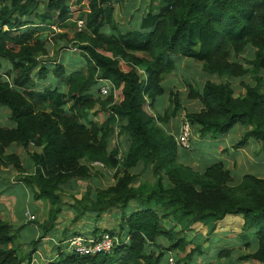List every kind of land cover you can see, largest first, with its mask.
<instances>
[{"label":"trees","instance_id":"trees-1","mask_svg":"<svg viewBox=\"0 0 264 264\" xmlns=\"http://www.w3.org/2000/svg\"><path fill=\"white\" fill-rule=\"evenodd\" d=\"M151 3L137 27L124 32L113 0H0V59L10 65L0 61V108L9 111L13 122L0 125V167L22 172L21 182L33 200L49 204L47 218L37 222L41 239L58 232L66 206L75 221L94 216L97 224L105 215L119 213V228L105 230L119 239L110 254L64 252L51 264H162L168 252L177 264H189L203 253V244L188 234L205 232L208 242L219 231H234L241 238L253 234L258 247L242 255L239 264H264V178L246 174L234 183L224 162L198 170L183 163L169 126L182 106L177 93L167 96L164 85L179 58L201 64L210 78L251 74L254 85L243 84L245 93L238 96L230 82L188 84L190 99L202 109L186 117L191 143L196 134L216 138L240 125L247 130L235 148L254 141L264 150V0ZM75 14L84 26L71 38L46 31ZM49 39L56 47L58 39L76 45L85 62L70 73L64 64L57 66L53 75L65 91L38 88L37 79L50 74L47 64L39 62L50 54ZM250 48L255 57L246 59L252 67L245 68L234 59ZM3 69L9 81H4ZM101 80L113 85L117 100L113 92L100 95ZM168 97L170 106H158ZM101 113L104 119L98 120ZM31 143L41 152L32 153ZM13 145L27 151L34 173L26 172L17 154L7 152ZM94 162L112 170L115 183L80 196L67 194L69 183L93 180L89 163ZM19 231L0 219V264H32L38 241L22 256ZM76 235L82 234L68 236Z\"/></svg>","mask_w":264,"mask_h":264},{"label":"rangeland","instance_id":"rangeland-1","mask_svg":"<svg viewBox=\"0 0 264 264\" xmlns=\"http://www.w3.org/2000/svg\"><path fill=\"white\" fill-rule=\"evenodd\" d=\"M114 6H115V17L117 24L119 25L120 29L124 32L127 30H131L134 27H137L138 22L143 18V15L145 12H147L151 8V0H137L136 3H132L133 1H127V0H113ZM158 4V2H155L154 7ZM77 14L73 16V20H71L65 29L60 31L61 29L55 27L57 30L53 31L55 34H67L69 38H71L76 32V29L78 30L77 25ZM60 45L59 47H56L54 44L55 41L52 42L51 39H49L50 44V54L49 56H43L39 58V62L46 63L47 67L50 69V73L54 74V72L57 69V66L59 64H65V66L68 68V70L72 67L74 68L77 64V54L81 55V51L79 48L74 44H67L66 41H60L58 39ZM59 48V50H57ZM78 55V56H79ZM255 57L254 50L250 48L244 55H241L237 59H234V61L239 60L242 64H244L245 68L252 67L251 63L247 64V60H253ZM80 60L82 59L81 56H79ZM71 68V69H72ZM38 69V68H37ZM34 70V74L37 72ZM4 70V69H3ZM1 70L3 76L6 75V70ZM217 81V82H230V84L234 87L236 90V95H242L245 93V88L242 86L245 85H254V79L251 74L246 75L244 78H225V79H217V78H210L204 72L202 71V65L199 63H196L194 61H191L186 58L178 59V65L177 69L174 71V73L167 76L165 79L164 85L166 89H169L167 92V96H170L171 93L178 94L181 102V109L179 113H181L182 116L178 118V120H173L176 123V127L173 126L172 128H175V131L178 130L181 132L183 130L184 121L187 118L186 113L190 111H200L202 109L201 104L196 99H190L189 97V88L188 84H191L193 86L202 87V85L207 81ZM4 81H7V78H4ZM38 81V79H37ZM49 81H46L43 83L45 86L49 84ZM40 84V83H39ZM56 84V83H55ZM41 86V85H40ZM262 91L264 92V87L262 88ZM158 106H170L169 97L167 100L163 102V104H160ZM161 109V108H160ZM159 110V107H158ZM162 112V109L160 110ZM185 112V113H184ZM0 120L2 126L11 127L13 123L10 120L8 110H4L0 108ZM99 119H104V113H101L99 115ZM246 128L240 125H237L231 129V131L224 135L219 136L216 138L212 137H202L200 134L194 135V138H192V148L190 153V158H194L195 162H199V168L209 166L214 163L218 162H224L226 165V168H228L231 172L233 182H238L242 177L246 174L255 175L257 177L264 178V150H261L258 144L254 141H250L247 143L246 146L243 148H235L236 145L242 140L244 133L246 132ZM173 130L172 132L175 133ZM182 134L180 133V136ZM26 151V150H25ZM22 152L23 155L21 156L22 161L25 163V167L28 165L29 156L27 151ZM30 151L36 152V148L31 147ZM8 167V166H7ZM29 168L31 166L28 165ZM89 167L94 169V177L93 181L90 179H85L84 181H74V186H72V182L69 183L65 188L67 189V194H76L79 195L87 190L96 192L97 188L103 189L108 188L111 185L115 183V179L113 177L112 170L108 171L106 168H102L100 166H95L92 163H89ZM1 168V167H0ZM33 169V168H32ZM198 170V168H196ZM29 173H33L35 170H28ZM5 172V171H4ZM2 179V177H1ZM19 179V178H18ZM17 180V179H16ZM20 180V179H19ZM1 181V180H0ZM80 196V195H79ZM33 198V195L31 196ZM69 196L64 198V202H69ZM34 205H36L37 202H39V206L36 205L35 207L38 211V219L37 221L43 222L47 216H48V208L49 204L44 201H32ZM20 207V204H19ZM74 212L69 209L68 206L65 207L64 212L62 215H60L58 220V227H60L61 231H66L67 235L72 234L73 232V225L76 222V225L79 221H75ZM92 219H95L96 217H91ZM91 218H86L85 220H89ZM105 218L112 220L113 218L110 217V215L106 216ZM10 222V220H7ZM17 229L19 228L20 231L18 232V237L20 241V253L21 255H27L32 249V242L38 241V245L36 249L40 251L42 255H38L36 258H38L39 264H51L52 262L56 261L57 257L61 255V253H64L63 250L66 249V244H61L62 242L59 241V243H56L55 241L51 239H46L42 241L40 238L41 231L37 230L33 225L28 226L24 224V221L20 224H16L15 226ZM82 230H79L80 233L83 232V228L80 227ZM61 233L62 236L64 233ZM220 232H227L224 234H212L209 236L208 243L212 245V248L209 250H206L205 254L203 255L204 261L199 260V264H238L239 258L243 255L246 250L251 251L254 246V243L256 239L254 238L253 234L248 235L247 237L241 238L237 235L236 232L233 231H219ZM201 234L205 235V232H202ZM199 234V235H201ZM190 237V233L188 234ZM53 241V242H52ZM199 243H202L203 246L207 242L204 241L203 238H199L197 240ZM44 243V244H42ZM60 244V245H59ZM205 245V247H206ZM192 246L188 248L191 249ZM232 249L233 253L235 254H228L223 257L218 256L217 259V252ZM209 252V253H208ZM66 254L70 253L69 251H65ZM216 253V254H215ZM240 253V254H237ZM179 254V253H178ZM184 255H187L185 252ZM210 254V255H209ZM245 254V253H244ZM46 260H50V262L44 261V257ZM175 256V254H174ZM181 256V255H180ZM182 257V256H181ZM213 259V260H212ZM168 261V253H166L164 260L162 264H167ZM33 263V262H32ZM194 261H191L189 264H193ZM34 264H36L34 262Z\"/></svg>","mask_w":264,"mask_h":264},{"label":"crops","instance_id":"crops-1","mask_svg":"<svg viewBox=\"0 0 264 264\" xmlns=\"http://www.w3.org/2000/svg\"><path fill=\"white\" fill-rule=\"evenodd\" d=\"M141 16H143V15H141ZM71 20H73V19H70L65 24L60 25V26H56V27L61 29L60 31H62L63 29L66 28L67 24ZM56 30L57 29L55 27H50L46 31H51L52 32V31H56ZM59 45H60V43H59ZM78 55L79 54H77V58H76L77 64L75 65L74 68L71 67L72 69L70 68L68 70V68L64 64V67L66 68L68 73L74 72V71L79 70L80 68L84 67L85 62H84L82 57H81L82 59L80 60V58H79L80 55L79 56ZM180 59H182V58H180ZM0 61H2L3 64H5L6 67H10V65L7 64L4 60L0 59ZM39 68H40V65H39V67L37 69L36 74L33 73L34 76H36L38 74ZM4 78L5 79L7 78V81H9V79H8V77L6 75L3 76V79ZM49 79H50L49 84H47V86H45L46 85V81H49ZM37 82H38V86H39L38 88L39 89H42V88L50 86L52 88H58L60 91H63V90L65 91L66 90L65 84L61 81V79L56 78L51 73L48 75V77L46 79L38 80ZM43 83H45V85ZM168 90L169 89H167V91ZM4 110H6V109H4ZM8 113H9V111H8ZM0 116H1V114H0ZM180 116H182L181 113H179L177 115V117H175L174 120L177 121ZM98 120H99V117H98ZM176 123L177 122L172 121L169 126H170L171 133L174 134L175 136H178V134H179V133L177 134V131H179L178 127H177L176 131H175V128L174 129L172 128L173 126L176 127ZM0 124H1V120H0ZM173 130L175 131V133L172 132ZM24 151H25L24 148H22L20 146H17V145H13L7 150L8 153L17 154L20 157L22 167L26 170V172L29 173L28 170H35V168H34V166L31 163L30 157H29L30 160H28V163H26V164L31 166V168H29L28 165L25 167V165H24L25 163L22 161V158H21V156L23 155L22 152H24ZM36 151L38 153L41 152L40 149H36ZM180 160L183 161V163H185L187 165H190V166H192L195 169L196 168L200 169L199 168L200 161L199 162H195L194 158H192V159L190 158V153L186 152V151H184L182 149L180 151ZM200 165H201V163H200ZM21 174H22V172H19L14 166H8V167H1L0 168V180H1L0 181V219H2L4 221L10 220V223L14 224L15 226H16V224H20L21 225V222L24 221L25 225H28V226H30V225L32 226L33 225L37 230H40L39 227H38V223H37L38 222L37 219H38L39 216H38V211L36 209H38V208L35 207L36 205L39 206V202H37L36 205L33 204V202H32L33 198L31 197L32 196L31 190L28 187H26L21 182V177H22ZM1 177H2V179H1ZM238 182H235V183H238ZM19 204H20V207H19ZM27 210H29L30 213L36 217L35 220H29L27 218V216L25 214V212ZM106 216H108V215H105L104 216V220L102 222L98 223V224L92 218L89 219V220H85L86 218H88V216H85L84 218L79 219L77 225H76V223L73 225L72 234L73 233L74 234L80 233L79 230H82L80 227L83 228V232L81 234L82 235L85 234V235H87V237H94V236L96 237V236L102 235L103 233H105V230L110 229V228L118 229L119 228V224H120L119 213L118 212H114L113 216L110 215V217L113 218L112 220L105 218ZM57 229H58V232H55V235H52V236H49V237H46V238H42V241H43V239L44 240L51 239V240L55 241L56 243H59V241H61L62 242L61 244H63L64 241H67L68 239H70L68 235L62 236V237L60 236L63 231L60 230V227H58V224H57ZM96 229H98V232H97L96 235H93V232ZM224 233H227V232H220V233L216 232L215 235L216 234L217 235L218 234H224ZM199 234H201V233L192 232V233H190V236L192 238H195V239H199V238H203L204 240L206 239V236L204 234H201V235H199ZM42 244H44V243H42ZM205 245L203 246V253H201L199 255H196L193 258V260H194L193 264H199V260L204 261L203 255L205 254L206 250H209L210 248H212V245L210 243H208V242H207L206 247H205ZM257 247H258V241H255L254 246H253V248H255V249H252L251 251L246 250L244 253L245 254L253 253V252H255ZM190 250L191 249H189V250L187 249V251L185 253L188 254L190 252ZM228 251L231 254L233 253L232 249H227V250H223V251L217 252V259H218V256L220 258V253H222V252L224 253V252H228ZM244 253H242V254L244 255ZM42 254L40 253V251H38V249H36L35 253L33 254V261H32L33 263L32 264H34V262L36 264H39L38 258H36V257L38 255H42ZM168 254H169V252H168ZM233 254H235V253H233ZM237 254H240V253H237ZM180 255L182 257L185 256L183 253H179V256ZM44 261L50 262V260H46L45 257H44ZM249 262H251V261H249ZM239 263H243V262L239 261ZM24 264H28V263H24Z\"/></svg>","mask_w":264,"mask_h":264},{"label":"built area","instance_id":"built-area-1","mask_svg":"<svg viewBox=\"0 0 264 264\" xmlns=\"http://www.w3.org/2000/svg\"><path fill=\"white\" fill-rule=\"evenodd\" d=\"M83 26V21H78V29L82 30ZM99 92L100 95L103 97H107L113 92L114 98L116 100L118 99V95L116 93L115 88L108 81H100ZM180 133L182 134L181 136ZM180 133L178 134V136H176L179 148L182 150L190 151L192 148V129L188 118L185 119L183 130ZM33 146L34 144L31 143V147ZM92 164L95 166L106 168L105 165L101 162H94ZM25 214L29 220H35L36 218L30 213L29 210H27ZM63 243L66 244V249L63 250V252L69 251L70 253H75L82 256H95L98 254H110L116 247V245L119 244V239L116 236L105 232L97 238L87 237L86 235H76L68 239L67 241H64ZM168 264H177L173 253L168 254Z\"/></svg>","mask_w":264,"mask_h":264}]
</instances>
